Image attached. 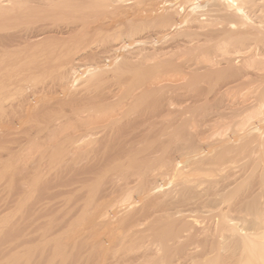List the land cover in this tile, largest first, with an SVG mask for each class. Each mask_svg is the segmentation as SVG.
Here are the masks:
<instances>
[{"label": "bare ground", "instance_id": "1", "mask_svg": "<svg viewBox=\"0 0 264 264\" xmlns=\"http://www.w3.org/2000/svg\"><path fill=\"white\" fill-rule=\"evenodd\" d=\"M153 1L158 5L151 13L145 11L144 7ZM237 1L222 0L221 5L207 6L202 0H0V49H17L7 58L0 57V139L10 140L16 149L12 148L15 151L10 153V148L9 155L35 151L39 155L55 156V161L61 156L74 166L84 156L101 158L99 167L87 171L88 177L93 179L88 182V188L68 197L75 207L82 209L77 220L88 219L92 225L107 231L105 236L87 245L86 254L81 256L86 259L80 257L81 262L89 258V264H264V214L252 216L250 228L239 226L232 214L241 216L242 204L255 194L253 188L239 190L235 183L245 169L255 172L258 168L255 158L264 155V119H259L258 113L246 115L233 124L203 122L197 133L188 137L170 131L172 126H162L163 129L153 133V127L146 124L150 117L163 109L168 113L175 112L186 101L176 98L175 94L177 102L173 109L171 103L155 104L162 100L158 98L150 107L151 111H141L132 120L127 118L129 113L145 106L141 104L148 97L147 87L153 85L148 83L153 76L146 73L127 88L129 103L89 98V106L85 109L78 108L79 103L67 110H63L64 106L58 112L55 108L64 99L80 101L76 96L84 89L73 90L77 86L74 80L93 72V64L83 69L77 64L83 59L85 38L87 41L96 37L100 42L95 50L86 51L91 58L98 57L102 49L108 53L124 50L122 55L112 57L116 54L113 53L109 56L113 62L117 61L111 71L130 70L137 60L127 48H139L148 38L155 37L160 41L175 32L172 23L176 12L190 14L194 21L202 20L199 15L203 13L204 19L206 13L220 12L228 13L229 19L233 14H238L242 20L250 19L243 13L229 10ZM257 1L264 3V0ZM144 17L158 19L161 28L156 31L140 29L139 23ZM16 25L20 27L16 28ZM241 40L237 39L235 43L241 44ZM224 41L221 39L217 44L218 50L229 56L228 65L234 64L237 58H242L246 64L259 61L261 54L251 52L249 48L230 50L232 46ZM201 46L200 41H189L184 45L189 49ZM158 50L167 53L166 47ZM240 53L246 55L233 57ZM174 68L171 65L167 69L175 72ZM68 79V83L62 82ZM90 80L95 81L92 76ZM137 88L141 89L140 93L133 95ZM61 89L66 97L62 100L53 98ZM150 90L155 92L160 87ZM100 93L93 94L98 96ZM49 99L53 102L49 103ZM257 108L264 110V96L259 99ZM121 109L123 112L118 113ZM52 116L56 122L45 124L44 121ZM26 120H32V124L24 126ZM175 129L179 128L175 126ZM235 135L240 141L228 150L232 157L225 159L222 143ZM170 139L175 144L169 141L167 145ZM225 170L230 174L227 178L214 179ZM45 175L42 176L45 178ZM36 182L35 178L33 183ZM37 184L41 185L39 181ZM229 191L237 198L233 208L224 206L227 201L224 195ZM172 192L176 193L175 207L153 212L147 208V204L163 206ZM192 196H199V199L192 201ZM8 213L1 214L0 222ZM3 221L1 224L6 225ZM75 230L67 246L81 240L78 229ZM151 235L153 245L147 240ZM190 240H196L200 249L189 247L187 242ZM214 246L215 250L210 252ZM34 249L31 247L32 251ZM99 249L103 252L98 258ZM56 250V253L62 251Z\"/></svg>", "mask_w": 264, "mask_h": 264}, {"label": "rangeland", "instance_id": "2", "mask_svg": "<svg viewBox=\"0 0 264 264\" xmlns=\"http://www.w3.org/2000/svg\"><path fill=\"white\" fill-rule=\"evenodd\" d=\"M202 2L203 5L207 6L214 3L218 5L223 3L222 0H202ZM157 5L156 1L150 2L144 7L145 11L151 13L152 9ZM229 10L243 13L250 17V19L242 20L238 14L231 15L229 19L228 13L220 12L213 14L206 13L207 16L204 19L205 13H203L199 15V19L202 18V20L194 21V16L176 12L175 22L173 21L172 23L175 25V32L167 34L160 41H157L155 37L148 38L146 44L139 48L128 47L127 49L134 53L133 56L137 62H135L133 68L130 70L124 69L121 72L111 71V69H115V66L112 67V65H116L117 61L113 62L110 57L113 53L116 54H113L112 57L120 55V53L122 55L125 52L124 50L119 51V53L118 51L113 53L110 51L108 53L107 50H104L105 53L102 49L99 51L98 57L91 58L87 52H90L94 48L96 49V46L100 42H98V38L96 37H90L87 41L85 38V42L82 40L85 46L83 47V51H85L82 56L83 62L81 60L77 64L81 67L80 69H83L86 65L93 64V72L89 73L88 76L84 74L79 80L73 79L77 84L73 90L84 89L81 94L76 96V99L80 101H69V103L64 99L58 106H54L58 109H55L56 112L59 109L61 111V108L64 106L65 109L63 110L77 106L80 109H85L89 106L88 101L91 100L89 98H98V100L106 98L108 102L120 100L124 101L123 103H129L130 98L127 97L129 94L126 93L127 88L132 84V81H135L146 73L145 75L153 76L148 83L151 82L153 88L160 87V90L152 92L150 90L152 87H147L149 91L148 97L146 96L144 102L141 104L145 106L129 113L127 118H131L130 120L135 117L137 118L139 112H149L152 105L158 104L161 101L162 104L171 103L172 106L177 102L176 98H184L186 101L185 105L177 107L175 112L168 113L163 109L155 116L150 117L146 124L153 127V133L163 129L162 126H172L169 129L170 131L172 130L173 133L177 131V134L181 133L185 137H188L195 135L203 122L219 125L233 124L246 115L252 116L257 113L259 119H264V110L259 111L257 108L259 99H262L264 96V3L257 0H239ZM139 25L140 29L151 31L161 28L160 21L150 17L142 18ZM168 25H171V23ZM15 27H20V25H16ZM240 38H242L243 42L236 44L235 41L237 39L240 40ZM221 39L225 40L224 42H229L232 46L230 50L238 51L243 48H249L251 52L261 54L259 61L256 64L243 63L241 61L242 58L237 57H243L246 54L240 53L235 56L233 55V57L237 58L236 62L228 65L226 60L229 56L218 50L217 43ZM189 41H193L194 43L200 41L202 46L196 49L184 47L185 43ZM159 47H166L164 51L169 53L163 54L158 50ZM15 50L17 49L11 51L7 47L0 49V57L7 58L11 54H15ZM108 61H112L113 63L110 62L109 64ZM95 64H98V67ZM171 65L175 66V72L167 69ZM91 76L94 78V82H89L91 81ZM69 80L62 82L68 83ZM45 82L47 81L43 83ZM171 88H174L175 91ZM63 91L64 89L58 90L53 98L61 100L65 98V92ZM140 91L141 89H135L133 95L140 93ZM96 92L101 93L96 96L93 94ZM175 94L177 95L176 98H174ZM158 98L162 100L158 101ZM155 99L158 102L155 103ZM48 102H53V99H49ZM75 104L78 105L76 106ZM172 108L175 109L174 106ZM123 110L121 109L118 113L123 112ZM54 122H56V118L53 116L44 121L45 124ZM31 124L32 120H26L24 126ZM175 126L179 129H175ZM173 137H175V134ZM171 139L166 142L167 145L169 141L175 144ZM174 140L178 139L174 138ZM191 140L194 141L195 139L192 138ZM9 141H2L0 139V177L2 176L0 178V216L1 214L5 215L7 211L9 212L8 216L3 217L4 221L1 220L6 225L0 222L1 226L4 225L0 227L2 228L0 232V264H71L72 262V264H80L81 258H84V256L81 257L82 254H86L87 245L97 238L105 236L107 231L101 226L92 225L88 219L82 222L77 220L78 216L82 213V209L75 207V203L68 197L88 188V182L93 179L88 177L89 172L87 173V171H92L96 167H99L101 165V158L97 156H84L74 166L73 162H69L61 156L57 157L59 160H56V162L55 156H51L50 154L39 155L34 153V150H32L34 152H31V148H28L29 153L23 151L24 154L22 152L19 155H9L10 148V153L16 150L14 148L15 145L12 147V143L10 144L11 141ZM239 141L240 137L235 135L232 139L222 143L225 159L232 157L227 152L231 149L230 147H233ZM12 148L15 150L12 151ZM60 159L63 161L61 162ZM50 161L52 165H50ZM62 163L65 165H62ZM53 164L54 167H52ZM69 164H72L71 167ZM229 165L231 166L232 164ZM255 165L258 166L255 172L245 169L235 183L239 190L253 188L255 191V194L251 198L246 199L242 204L241 216L232 213L238 225L246 228L252 226V222H249L252 216L254 217L257 213L264 214V172H262L264 169V155L255 158ZM235 166H237V163ZM42 175H45L46 179ZM229 175L225 170L223 174L215 175L214 179L221 181L222 178H227ZM35 178L41 185H38L37 182L33 183ZM175 195L176 193L172 192V195L166 199V203L163 206L156 207L153 204H147V208L151 212L158 209H171L175 207ZM192 197V201L199 199V196ZM224 198H227L224 204L225 207L233 208L237 203L236 196L233 193L230 194V191L224 195ZM208 206H211V204ZM89 215L90 212L87 213V217ZM74 229H76L75 231L78 229L81 240L79 239L80 241L73 242V244L67 246L66 244L69 242ZM62 233L63 235H60ZM59 237L62 238L57 239ZM147 240L151 245L155 244L152 235ZM56 242L57 245L60 244L59 246L56 245L57 248L55 246ZM62 243H65L66 246ZM187 244L190 245L189 247L192 246L200 249L196 240H190ZM31 247L35 249L32 251ZM56 249L62 251L56 253ZM102 250H98V258L102 254ZM213 250H215V246L212 247L210 252ZM25 259L27 260L25 261ZM84 259L82 260L84 261ZM87 260L90 259L87 258ZM87 260L81 263L86 264L88 262L87 264H89ZM91 264L95 263L92 262Z\"/></svg>", "mask_w": 264, "mask_h": 264}]
</instances>
